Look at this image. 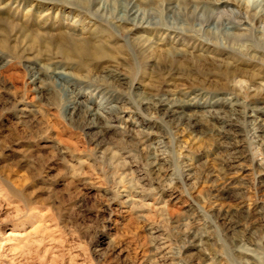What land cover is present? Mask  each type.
I'll list each match as a JSON object with an SVG mask.
<instances>
[{"label":"rangeland","instance_id":"1","mask_svg":"<svg viewBox=\"0 0 264 264\" xmlns=\"http://www.w3.org/2000/svg\"><path fill=\"white\" fill-rule=\"evenodd\" d=\"M0 264H264V0H0Z\"/></svg>","mask_w":264,"mask_h":264},{"label":"bare ground","instance_id":"2","mask_svg":"<svg viewBox=\"0 0 264 264\" xmlns=\"http://www.w3.org/2000/svg\"><path fill=\"white\" fill-rule=\"evenodd\" d=\"M76 1H79V2H82V1H84V0H76ZM106 6H107V4H106ZM106 6H102V11L103 12H108V9H107V7ZM113 6V5H112ZM260 7V6H259ZM99 8H101V7H99ZM116 13V12H115ZM139 15V14H138ZM120 17V16H119ZM136 18V17H135ZM231 29H229V31H230ZM231 33H233L232 31H231ZM74 52H76V53H78V54H81V53H83L82 51H83V47L82 46H78V45H74Z\"/></svg>","mask_w":264,"mask_h":264}]
</instances>
